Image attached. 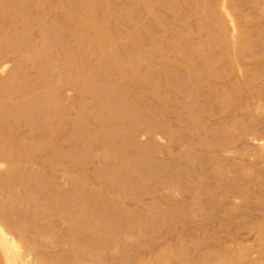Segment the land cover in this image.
Listing matches in <instances>:
<instances>
[{
  "label": "rangeland",
  "instance_id": "374dc122",
  "mask_svg": "<svg viewBox=\"0 0 264 264\" xmlns=\"http://www.w3.org/2000/svg\"><path fill=\"white\" fill-rule=\"evenodd\" d=\"M1 1L0 11L3 10V13H0V50L3 53L0 51V99L2 103L11 104L0 109V122L1 124L5 122L3 124L5 129L1 130V133L7 134L10 143L14 140L20 142L22 147L16 149L7 144V148H11L15 156L40 152L42 155L40 159H43L13 167L12 171L20 169V172L31 173L22 175L18 179L19 182L22 184L25 177L23 183L28 182L27 184L33 186L34 183L38 184L42 189H39L40 194L51 186H61L63 184L61 180L64 179L62 166H57L56 170H53L54 167L50 169L46 164L52 153L51 149L56 146L57 149L61 148L66 152L77 147L75 155L79 157L78 159H81L84 153H88L87 162L83 161L79 166H83L89 172L94 168L93 164H97L98 169L99 167L112 169L113 151L98 146L96 141L99 134L95 133L98 132V127L93 119L98 116L103 119L106 116L104 111L96 109L98 102L91 95L93 94L91 91L97 89L94 86L80 88L71 83L74 77L81 79L86 75L95 82L100 83L102 80V85L106 87L105 89L109 87L110 92L116 93L123 89L125 93L121 100L124 103L121 101L120 105L122 109L128 110L130 115L144 110L151 119L155 118L167 126L166 132L155 131L148 143L149 138L144 134H139L137 140L147 146L144 151L146 157L155 164L159 163L158 165L162 166L165 164L164 167L169 166L176 171V176L171 175L164 180H141L136 178L137 174L132 176L133 180H127L129 182L127 189H130V192L129 190L122 192L114 201L119 202L123 210L132 212L133 223L138 224L140 217L147 218L145 221L156 222V227L145 229L140 236L118 233L122 244H112L116 252L110 257L114 261L111 259L107 262L264 264V0ZM101 35L107 39L104 40ZM5 38L10 40L5 41ZM99 40L101 42L104 40L103 48H108L107 50L111 52L104 60ZM12 41L18 43L14 45ZM35 49L38 53L34 51ZM30 50L33 52L30 53ZM41 56L48 61L43 62ZM113 59L118 61L120 68H124L126 77L121 78L112 67L111 64L115 62ZM37 63L41 64L38 66ZM87 64L92 67L89 68ZM60 65L67 68L61 71L63 67L60 68ZM42 67L47 68V71ZM104 67L107 68L106 72L105 69L100 70ZM93 72L94 75L91 76ZM62 74H65L66 78L71 77L69 81L64 79L65 75ZM103 76L107 78L102 79ZM135 77L143 80L142 84L140 80L138 83L134 82ZM145 79L151 82L147 83ZM32 80L37 81L35 86ZM2 83L5 85L7 83L6 86L10 88ZM39 85L43 86V89ZM30 93L41 99L38 100L36 95ZM16 97L19 100L16 99L18 104L14 99ZM4 98H7L6 101ZM10 109H13V112ZM175 112L181 113L183 117ZM33 115H36V118ZM186 124L189 126L186 127ZM142 128L143 123L135 126V130L140 133ZM44 131L47 132L45 135ZM185 135H188L189 141L183 137ZM108 138L110 139L111 135ZM83 139L85 143L82 142ZM36 143L45 145L38 149ZM80 149L84 151L81 153ZM132 152L133 156L138 154ZM197 152L201 156L196 154ZM198 158L202 162L206 176V181L202 182L200 188L203 189L202 192L209 189L210 193L208 195L201 193L200 198L196 199L177 189L167 191V182L181 187L183 181L179 180V176L181 177L182 173L188 177L187 187L195 189L201 174L198 170L199 166L201 167ZM4 165L5 163H0L2 173L0 176L10 178L13 172L9 166ZM140 168L136 167L133 170L137 173L140 172ZM59 170L62 171L58 172ZM121 172L128 176L125 170ZM85 183L100 191L101 197L105 198L102 188H97L98 183H93L89 179ZM125 183V180L120 181V185ZM98 185L102 186L100 183ZM153 185L159 187L155 189ZM140 188L143 190H139ZM12 192L9 198L17 201L15 207L19 208L14 207L18 210L16 213L23 212L20 211L23 207L25 210L32 206L30 209L33 212L42 209L33 215L34 217L31 216V219L37 223L35 226L41 227V230L59 236L54 237V240L68 241L78 233L74 231L71 236L65 235L58 217L52 218V223L47 221L50 218L45 220L40 217L46 206L40 207L35 204L33 202L36 201L35 197L29 196L28 199L26 194H19L23 191L15 192V189ZM186 204L188 210L185 208ZM11 211L15 214V210ZM147 215H152V219ZM16 218L18 217L14 215L12 218L0 220V240L6 252L0 248V264H38L35 261L38 256L40 258L44 252L53 250L51 243L50 246L40 245L33 253L40 251L37 256L25 255L27 245L34 240L38 241L39 237L33 231L34 226L21 229L15 227ZM28 219L21 217L20 221H29ZM53 222L57 224L53 225ZM2 234H5L6 238L4 236L1 238ZM42 243L45 244V238ZM71 249L64 248L57 250L56 253L71 254ZM109 250L105 249V252H108L106 255L111 253ZM91 262L87 260L82 264ZM48 263L58 264L52 261Z\"/></svg>",
  "mask_w": 264,
  "mask_h": 264
},
{
  "label": "bare ground",
  "instance_id": "6f19581e",
  "mask_svg": "<svg viewBox=\"0 0 264 264\" xmlns=\"http://www.w3.org/2000/svg\"><path fill=\"white\" fill-rule=\"evenodd\" d=\"M0 2H2L0 0ZM11 2V1H10ZM3 4V3H1ZM5 5V3L3 4ZM3 7V6H2ZM6 6H4L3 8L5 9ZM3 10L0 11V13L2 12ZM3 13V12H2ZM5 14V13H4ZM6 15V14H5ZM85 16V15H84ZM1 17V16H0ZM5 17V16H4ZM105 18V17H104ZM4 19V18H3ZM1 20V19H0ZM73 23V22H72ZM106 28V27H105ZM22 30V29H21ZM117 30V29H116ZM74 33V32H73ZM48 34V33H47ZM45 34V35H47ZM43 34H41L42 36ZM6 36V35H5ZM40 36V37H41ZM102 36V35H101ZM2 37V36H1ZM7 37V36H6ZM75 37V36H74ZM101 38H104V35L101 37ZM101 38L99 37V39L101 40ZM4 39V38H3ZM27 39V38H25ZM107 39V38H104V40ZM7 40H10V39H6L5 38V41ZM13 40V39H12ZM15 40V39H14ZM21 40V39H20ZM28 40V39H27ZM99 40V41H100ZM103 40V41H104ZM17 41V40H16ZM24 41V39H23ZM22 41V42H23ZM47 41V40H46ZM102 41V42H103ZM4 42V40H3ZM9 42V41H8ZM13 42V41H12ZM28 42V41H27ZM100 41V50L103 52L102 55V60H104V57L106 58V56H109L111 55V52H109L106 48L104 49L103 47V43ZM14 43V42H13ZM12 43V44H13ZM18 42H16L17 44ZM14 43V45H16ZM22 44V43H21ZM25 44H28V43H25ZM135 44V43H134ZM6 45V44H5ZM9 45H10V42H9ZM24 45V43H23ZM28 45H26L27 47ZM32 46V45H31ZM137 46V45H136ZM14 47V46H13ZM34 47V46H33ZM106 47V46H105ZM1 48V47H0ZM3 48V46H2ZM6 48V46H5ZM15 48V47H14ZM30 49V44H29V47ZM39 48V47H38ZM4 49V48H3ZM71 49V48H70ZM6 50H9V49H6ZM12 50V49H11ZM9 50V51H11ZM41 50V48H40ZM44 50V49H43ZM2 52V50H0ZM31 51V50H30ZM29 51V52H30ZM36 52V49L34 50ZM107 51V52H106ZM33 50L30 52L32 53ZM81 52H85V51H81ZM95 52V51H94ZM3 53V52H2ZM1 53V54H2ZM12 53V52H11ZM15 53V52H13ZM22 53V52H20ZM18 53V54H20ZM27 53V52H26ZM38 53V52H36ZM128 53V52H127ZM7 54V53H6ZM85 54V53H84ZM4 56V54H2ZM22 55V54H21ZM28 55V54H27ZM33 55V54H32ZM1 56V55H0ZM25 56V55H24ZM19 57V56H17ZM26 57V56H25ZM43 57V56H41ZM30 59V55L28 57ZM39 58V57H38ZM22 59V58H21ZM28 59V60H29ZM33 60V57L31 58ZM79 59H80V56H79ZM78 59V60H79ZM112 59V58H111ZM114 59H117V58H114ZM112 60L114 63H112V67L117 70L118 72V75H120V77H126L125 75V72L123 71L122 68L119 67L118 65V61L117 60ZM23 60V59H22ZM35 60V59H34ZM40 60V59H39ZM48 61V59H46ZM43 57V62L46 61ZM98 60V59H97ZM6 61V60H5ZM4 61V62H5ZM46 61V62H47ZM64 61V60H63ZM82 61V59H81ZM80 61V62H81ZM117 61V62H116ZM39 62V61H38ZM42 62V61H41ZM42 62V63H43ZM65 62V61H64ZM63 62V63H64ZM125 62V61H124ZM129 62V61H128ZM111 63V62H109ZM32 64V63H31ZM30 64V65H31ZM34 64V63H33ZM39 63H37L38 65ZM41 64V63H40ZM39 64V65H40ZM48 64V63H47ZM90 64V63H89ZM114 64V65H113ZM132 64V63H131ZM30 65H26V66H30ZM38 65V66H39ZM51 65V63L49 64V66ZM82 65V63L80 64ZM88 65V64H87ZM25 66V67H26ZM46 66V64H45ZM89 66V65H88ZM107 66H109L107 64ZM31 67V66H30ZM35 67V66H34ZM41 67V66H40ZM38 67V68H40ZM48 67V65H47ZM51 67V66H50ZM60 68L63 67V68H59L61 71H63L66 67L63 66H59ZM92 67L89 66V68ZM16 68V67H15ZM33 68V66H32ZM43 68V67H42ZM49 68V67H48ZM89 68L87 67V70H89ZM109 68V67H108ZM43 69H46L47 71V68H43ZM81 69V68H80ZM105 69V72L107 70V68H102L100 69L101 71ZM202 69V68H201ZM40 70V69H39ZM69 70V69H68ZM86 70V71H87ZM37 71V70H36ZM43 71V70H42ZM45 71L46 73V76H47V72ZM60 71V72H61ZM49 74H50V70L48 71ZM71 72V71H70ZM108 72V71H107ZM177 72V71H176ZM44 73V72H42ZM58 73V72H57ZM75 71H74V76H75ZM88 73V72H87ZM92 73V72H91ZM90 73V74H91ZM104 73V72H103ZM109 73V72H108ZM114 73V72H113ZM149 73V72H148ZM60 74V73H59ZM79 74V72H78ZM77 74V75H78ZM61 75V74H60ZM62 75H65V74H62ZM80 75V74H79ZM94 75V72L93 74H91V76ZM128 75V74H127ZM147 76V74H145ZM13 76V75H12ZM49 76V75H48ZM47 76V77H48ZM140 79H142V74L140 75ZM150 76H152V74H150ZM40 77V76H39ZM59 77V76H57ZM61 77V76H60ZM59 77V78H60ZM64 77V76H62ZM61 77V78H62ZM145 77V76H144ZM8 78V77H7ZM31 78V77H30ZM29 78V79H30ZM41 78V77H40ZM71 78V77H69ZM69 78H66V75H65V78L64 79H68L69 81ZM74 81L71 80V83L74 84L75 86H80V88H84L83 86H88V87H95L97 89V91H91L93 94V97L96 98L97 102H98V107L96 106V109L99 110V111H104V113L106 114V116L104 117V115H102V117H104L103 119L102 118H94L93 121L95 122V125L98 127V132H95L93 130V132L99 134V138H97V143H98V146H103V147H106L108 148L110 151H113V155H112V169L110 170V168H105V167H99L98 169V166L97 164H93L94 165V168H92V170L87 171L83 166H79V163L83 162V161H86L87 158L89 157L88 156V153H84L82 158L81 159H78L76 157V151H78L76 148H71L70 151H65V150H59L57 149V146L56 148H53L51 149V153L50 156H49V159L47 160L48 162H46L47 166H49L50 169H52L53 167V170L55 169L56 170V167L57 166H62V169L64 170L63 173H64V176H63V180H61V182L63 184H61V186H54V187H50V188H46L45 189V192L43 191L41 194L39 193V189L40 187L38 186V184L36 185L34 183V186L32 184H27V183H23L25 181V177H24V181L22 182V184L19 182V178L22 177V175H29L31 173H28L25 172V171H19L20 169H17L15 171H12L13 170V167H17V165H20L22 163H27L28 162H33V161H40V160H43V159H40L42 158V155L41 153H36V154H27V155H24V156H15L11 150V148H7V144L13 148H19L21 146L20 142L18 140H14L10 143V139L9 137H7L6 135H4V133H1V130L5 129V126H3V124H1L0 122V163H5L4 167L5 166H9L10 169H11V172H13L12 176L10 178H7V177H2L0 176V220H3V219H6V217H13L14 215L18 218H16V224H15V227L21 229V228H26L27 226H34L35 229H33V231H35V234L37 233L38 237H39V240L36 241L38 243L35 242V240L32 242V243H29V245H27V249H26V254L25 255H31V256H37L38 253L40 251L37 250L38 253L36 254H33L34 252H36V249H38V247L41 245H45V246H50L49 243H51V246H52V251L48 250L46 252H44V255L40 258L39 256L37 257V259H35V261L38 262V264H49L48 262L52 261L53 263L57 262L58 264H82V262L84 261H92L91 264H112L110 262H107V261H110L112 259V255L115 254V250L112 248V244H122L121 242V238L119 237L118 233L120 232H125L126 235H129V234H137L138 236H140V234L145 230V229H152V228H155L156 227V222H153V221H148L146 222L145 220H147V218H142L141 217L139 218L138 220V224L137 223H133L134 221H132V212L129 211V210H123V208L120 206L121 204H119V202H116L114 201L115 197L117 196H121L122 192L125 193V191H128L130 192V189H127L128 188V184L129 182H127V180H133L131 179L133 175L137 174L136 175V178L138 179H141V180H149V179H155V180H160V179H167L168 177H170L171 175L173 176H176V171L175 169H171V167H164L165 164L162 166V165H158L159 163H154V161L150 160L148 157H146L144 155V151H146V145L141 144L138 140H137V136L139 134H144L146 135L149 139L147 140V143L151 140L150 137L152 138V134L156 131V132H166V127L165 125L162 124V122H158L157 119L155 118H150L144 110H140V111H137L135 112L134 114H129L128 110L126 109H122L120 103H121V99H123V89L120 91H117L118 92H113V91H109V87L108 89H105L104 88V85H102L103 81L101 80L100 83L99 82H95V80H93L91 77L87 76L86 77H82L80 80L79 79H76V77H74ZM102 79H105L107 78V76H103L101 77ZM147 78V77H146ZM11 79V78H10ZM28 79V78H27ZM35 79V78H34ZM138 77L134 79V82H137L140 80ZM149 79V77H148ZM3 80V79H2ZM38 80V79H37ZM43 80V79H41ZM45 80V79H44ZM62 80V79H61ZM98 80H99V77H98ZM114 80V79H112ZM116 80V79H115ZM133 80V79H132ZM181 80V79H180ZM5 81V79H4ZM7 81V79H6ZM33 81V80H32ZM40 81V79H39ZM47 81V80H46ZM51 81V80H50ZM57 81V80H56ZM127 81V80H126ZM141 81V80H140ZM143 81V80H142ZM142 81H141V84H142ZM145 82H151L150 80H144ZM37 81H33V85L35 86V83ZM52 82V81H51ZM63 82V81H62ZM116 82V81H115ZM114 82V83H115ZM147 82V83H148ZM183 82V81H182ZM1 83V81H0ZM4 83V82H3ZM2 83V84H3ZM24 83V82H23ZM32 83V82H31ZM39 83V82H38ZM47 83H50V82H47ZM55 83V82H53ZM59 83V82H58ZM106 83V81L104 82V84ZM110 83V82H109ZM44 84V82H43ZM51 84V83H50ZM112 84V83H110ZM5 87H8L6 86L5 84H3ZM10 85V83H9ZM32 85V84H31ZM30 85V86H31ZM49 85V84H48ZM54 86L58 85V84H53ZM115 85V84H114ZM15 86V85H13ZM41 87V85H39ZM153 86V85H152ZM22 87V86H21ZM43 87V86H42ZM41 87V88H42ZM46 87V86H45ZM57 87H60V86H57ZM72 87V86H70ZM10 88V87H8ZM7 88V89H8ZM18 88V87H17ZM20 88V87H19ZM50 88V87H49ZM48 88V90H50ZM112 88V87H110ZM142 88V87H141ZM40 89V88H39ZM43 89V88H42ZM76 89V88H75ZM15 90V89H14ZM21 90V89H20ZM36 90V88H35ZM44 91V90H43ZM51 91V90H50ZM77 91V90H76ZM116 91V89H115ZM152 91V90H151ZM23 92V91H22ZM27 92V91H26ZM34 92V91H33ZM20 93V92H19ZM25 94V93H24ZM27 94V93H26ZM30 94H33V93H30ZM46 94V93H45ZM9 95V94H8ZM34 95V94H33ZM36 95V94H35ZM34 95V96H35ZM44 95V93H43ZM56 95V94H55ZM58 95V94H57ZM4 96V95H2ZM10 96V95H9ZM14 96V95H13ZM17 96V95H16ZM37 96V95H36ZM45 96V95H44ZM6 97V96H5ZM25 97V95H24ZM38 97V100L41 99ZM46 97V96H45ZM43 97V98H45ZM59 98V97H58ZM3 99V98H2ZM5 99V98H4ZM7 99V98H6ZM5 99V101H6ZM15 100L18 98H14ZM22 99V97H21ZM20 99V101H22ZM50 99V98H49ZM9 100V99H8ZM16 100V101H17ZM25 100V99H24ZM27 100V98H26ZM53 100V99H52ZM82 99H80L81 101ZM10 101V100H9ZM19 101V100H18ZM18 101L16 102L18 104ZM79 101V100H78ZM86 101V100H85ZM88 101V100H87ZM90 101V100H89ZM130 101V100H129ZM11 102V101H10ZM13 102V101H12ZM82 102V101H81ZM124 103V101H122ZM24 103V102H23ZM85 103V102H84ZM10 103L8 102L7 103H2L1 99H0V109L3 108V107H8V106H11V104L9 105ZM14 105V104H12ZM26 104H24L25 106ZM34 105V104H33ZM37 104H35V107H36ZM39 105V104H38ZM43 105V104H41ZM80 105V104H79ZM83 105V104H82ZM27 106V105H26ZM25 106V107H26ZM84 106V105H83ZM127 106V105H126ZM125 106V107H126ZM13 107V106H12ZM34 107V106H33ZM48 107V106H47ZM79 107V106H78ZM129 107H131L129 105ZM22 108V106H21ZM30 109V107H28ZM132 108V107H131ZM14 109V108H13ZM12 109V110H13ZM37 109V108H35ZM41 109V107H40ZM44 109V107H43ZM2 110V109H1ZM11 110V109H10ZM11 110V111H12ZM17 109H15L14 111L16 112ZM39 110V109H38ZM49 111H51L50 109H48ZM56 110H59V109H56ZM198 110V109H197ZM25 110H23L24 112ZM27 111V110H26ZM25 111V112H26ZM44 111H47V110H44ZM193 111V110H192ZM13 112V111H12ZM22 112V111H21ZM30 112V110H29ZM37 112V111H36ZM39 112V111H38ZM37 112V113H38ZM53 112V111H52ZM59 112H61L59 110ZM32 113V112H30ZM50 113V112H49ZM175 113H178V112H175ZM1 114V113H0ZM6 114V113H5ZM9 115L11 113H8ZM20 114V113H18ZM47 114V113H46ZM179 114V113H178ZM181 114V113H180ZM179 114V116H180ZM185 114V113H184ZM12 115V114H11ZM14 115V114H13ZM20 115H23V114H20ZM26 115V114H24ZM28 115V114H27ZM64 115V114H63ZM97 116V114H95ZM34 117L36 115H33ZM45 116V115H44ZM56 116V115H55ZM92 116V115H91ZM9 117V116H8ZM16 117V116H14ZM50 117V116H49ZM57 117V116H56ZM180 117H183L182 114ZM18 118V117H17ZM36 118V117H35ZM42 118V116H41ZM47 118V117H46ZM59 118V117H58ZM11 119H15V118H11ZM31 119V118H30ZM55 119V118H54ZM1 120V119H0ZM17 120V119H15ZM38 120V118H37ZM36 120V121H37ZM44 120V119H43ZM4 121V120H2ZM13 120H11L12 122ZM18 121V120H17ZM34 121V120H33ZM40 121V120H39ZM42 121V120H41ZM84 121V120H83ZM186 121V120H185ZM16 122V121H15ZM25 122V121H24ZM23 122V123H24ZM49 122V121H48ZM126 122V123H124ZM187 122V121H186ZM22 123V124H23ZM36 123V122H34ZM43 123V121H42ZM50 123V122H49ZM140 123H143L144 125V128H142L143 130L140 132L136 131L135 130V126L137 124H140ZM179 123V122H178ZM185 123V122H184ZM187 123H190V122H187ZM7 124V123H6ZM32 124V123H31ZM30 124V125H31ZM48 124V123H46ZM87 124H90V123H87ZM201 124V123H200ZM8 125V124H7ZM72 125V124H71ZM18 126V125H17ZM61 126V125H60ZM80 126V125H79ZM77 125V127H79ZM82 126V125H81ZM189 125L186 124V127H188ZM13 127V126H11ZM49 127V126H48ZM59 127V126H58ZM76 127V126H75ZM76 127V128H77ZM85 127V125H84ZM7 128V127H6ZM32 129H34L32 127ZM30 129V130H32ZM49 129V128H48ZM51 129V128H50ZM85 129V128H84ZM96 129V127H95ZM169 129V128H168ZM185 129V128H183ZM187 129V128H186ZM39 130V129H38ZM42 130V129H41ZM57 130V129H56ZM171 130V128L169 129ZM26 131V130H25ZM27 132V131H26ZM36 132V131H35ZM70 132V131H69ZM73 132V131H72ZM80 132V131H79ZM83 132V131H82ZM22 133V132H21ZM45 132L44 131V135H45ZM43 134V133H42ZM89 133H86V135H88ZM38 135V134H37ZM77 135V134H76ZM109 135H111V138L109 139ZM164 135V134H163ZM21 136V135H20ZM206 136V135H205ZM208 136V135H207ZM38 137V136H37ZM68 137V136H67ZM69 137H72V136H69ZM91 137V136H89ZM88 137V138H89ZM184 138H187V140L189 141L188 139V135H185L183 136ZM197 137V136H196ZM204 137V136H203ZM62 138V137H60ZM59 138V140H60ZM85 138V137H84ZM87 138V137H86ZM87 138V139H88ZM202 138V137H201ZM27 139V138H26ZM50 139V138H49ZM74 139L77 140V137H75ZM86 139V140H87ZM96 139V138H95ZM147 139V138H146ZM198 139V138H197ZM9 140V141H8ZM58 140V141H59ZM84 140V139H83ZM190 140H193V139H190ZM205 140V138H204ZM90 141V139L88 140ZM198 141V140H197ZM203 141V139H202ZM31 142V141H30ZM85 143V140L82 141ZM192 142V141H191ZM204 142V141H203ZM88 143V142H87ZM86 143V144H87ZM201 144V143H200ZM34 145V144H33ZM45 144H39V143H36V147L39 149V147L43 148ZM73 145V144H72ZM149 145H151L149 143ZM202 145V144H201ZM8 146V147H9ZM54 146V147H55ZM68 146V145H67ZM66 146V147H67ZM22 147V146H21ZM25 147V146H24ZM72 147V146H71ZM90 147V146H89ZM149 147V146H148ZM63 148V147H62ZM70 148V147H69ZM80 148V147H79ZM99 148V147H98ZM102 148V147H101ZM68 149V148H67ZM83 149V148H82ZM247 149V148H246ZM58 150V151H57ZM87 150V149H85ZM98 150V149H96ZM38 151V150H37ZM80 152L81 151H84V150H79ZM132 151H135L134 153H138L136 154L135 156L132 155ZM86 152V151H85ZM151 152V151H150ZM48 153V155H49ZM82 153V152H81ZM105 153V152H104ZM196 154H199V152H197ZM202 154V153H201ZM47 155V154H45ZM111 155V154H109ZM200 155V154H199ZM197 155V156H199ZM208 155V154H207ZM91 156V155H90ZM201 156V155H200ZM199 156V157H200ZM195 157V155H194ZM205 157V156H204ZM208 157H210L208 155ZM223 157V156H222ZM48 158V157H47ZM169 159V158H168ZM167 159V163H168V160ZM174 159V157H173ZM200 160V158H198ZM203 159V158H202ZM216 159V158H215ZM220 159V158H219ZM44 160H45V157H44ZM175 160V159H174ZM198 160V161H199ZM211 160V159H210ZM204 161V159H203ZM87 162V161H86ZM166 163V162H165ZM170 163V162H169ZM201 163V167L199 166V171L201 172L200 174V178L199 180H197L198 184L197 186L195 187V189L191 188V187H187V184L186 182H188L189 180H187L188 177H185L186 175H183L182 173V176L180 177L179 176V180L180 181H183L181 187L176 184H171L170 182H167V187H166V190L171 192L172 190H175L177 189V191L179 192H183L184 194H190L192 195L193 197H195L196 199L200 198V194L201 193H204L205 195H208L210 193L209 189L207 190H204L200 188V185L202 184V182L204 183L206 180V176H205V173H204V168L202 166V162L200 160ZM38 164V163H37ZM41 164V163H39ZM43 165L44 167L46 166ZM36 165V164H35ZM92 165V166H93ZM170 165V164H168ZM25 166V165H24ZM96 166V167H95ZM100 166V165H99ZM23 167V166H22ZM43 167V168H44ZM139 168L141 167L139 170L140 172H137L133 170V168ZM90 168V169H91ZM131 168V169H130ZM142 169V170H141ZM181 169V168H180ZM58 170V169H57ZM121 170H125L128 174V176H124L126 173H123L121 172ZM138 170V171H139ZM173 170V171H172ZM178 170V169H176ZM186 170V169H185ZM52 170H50L51 172ZM62 170H59L58 172H60ZM113 171V172H112ZM182 171V170H181ZM10 172V173H11ZM31 172V171H29ZM36 172V171H35ZM178 172V171H177ZM8 173V172H7ZM9 173V174H10ZM2 174V173H0ZM35 173H33L34 175ZM179 174V173H178ZM42 175H40L41 177ZM44 176V175H43ZM50 176V175H49ZM48 176V177H49ZM193 176V175H192ZM38 177V176H37ZM47 177V178H48ZM61 177V176H60ZM27 178H29L27 176ZM33 178V177H31ZM45 178V177H44ZM193 178V177H191ZM36 179V178H34ZM39 179V177L37 178ZM46 179V178H45ZM44 179V180H45ZM57 180V178H54ZM89 179L91 180V182L93 183H100L102 184V186L100 187L98 184H97V188L98 189H101L103 190V193L105 196V198L111 200L110 202L107 201V199H105L104 197H101V193L100 191L98 192L97 190H95V188L93 186H89V185H86L85 181ZM50 180H52L50 178ZM121 180H125V184H127V186L125 184H122L120 185V181ZM21 181V180H20ZM31 181V180H30ZM43 181V180H41ZM40 181V182H41ZM46 181V180H45ZM47 181H49V178L47 179ZM53 181V180H52ZM160 182V181H159ZM33 183V181L31 182ZM39 183V182H38ZM135 183V182H134ZM161 183H162V180H161ZM44 184V183H43ZM42 184V185H43ZM46 184V183H45ZM50 184V183H49ZM132 184V182H131ZM186 184V185H185ZM48 185V184H47ZM52 185V184H50ZM116 185V186H115ZM136 185V183L134 184ZM138 186V185H137ZM142 186V185H141ZM152 186V185H151ZM154 186V185H153ZM157 188L159 187L158 185H156ZM44 187V186H43ZM145 186H143L144 188ZM155 187V186H154ZM153 188H150V189H154ZM146 187V189H148ZM155 187V189H157ZM15 189V192L16 191H23V193H19L21 195L23 194H26L28 196V199L29 196H33V198L35 197L36 201L33 200V202H35V204L39 205L40 207L41 206H46V210L44 212H41L40 214V217L45 219L46 218H50V220L47 219V221L49 223H52L51 222V219L52 218H56L58 217L59 218V223L62 224V226L64 227V229H62V232L65 234V235H69L71 236L70 234H72L74 231L78 232L77 234H74L75 236L72 237V239H69L68 241H60V240H54L55 238H57V236L53 235L50 231H45L44 229L41 230V227L39 228L38 226H35L37 225L36 222H34L33 219H31L32 217H34L33 215H35L36 213L42 211V209L38 212H33V210H31L30 208H26L25 210H23V208H21L22 210L20 211H23L21 213H16L18 210L17 207H15V204L17 203L16 200H13L11 198H9V194L13 193L12 190ZM135 189V188H134ZM142 188H140L139 190H141ZM149 189V191H150ZM42 190V189H40ZM143 190V189H142ZM223 190V189H222ZM225 190V189H224ZM229 190V189H228ZM136 191V190H135ZM232 191V190H231ZM16 194V193H15ZM136 194V193H135ZM128 195V194H127ZM221 195V194H220ZM16 196V195H15ZM20 196V195H19ZM103 196V195H102ZM12 197V196H11ZM27 199V200H28ZM26 200V201H27ZM32 200V199H31ZM187 201V200H186ZM148 202V201H147ZM185 202V201H184ZM186 203V202H185ZM150 205V203H149ZM184 205V204H183ZM18 206V205H17ZM17 209H15V208ZM182 207V206H181ZM184 207V206H183ZM14 208V209H13ZM185 208L188 210V207H187V204L185 206ZM39 209V208H38ZM212 209V208H211ZM11 210H15V214L14 212H12ZM134 210V209H133ZM214 210V209H213ZM19 211V212H20ZM147 211V210H146ZM142 212V211H141ZM145 212V211H144ZM143 212V213H144ZM140 213V212H139ZM142 213V214H143ZM138 215V214H136ZM141 215V214H140ZM173 215V213H172ZM175 215V214H174ZM32 216V217H31ZM148 216V215H147ZM152 216V215H151ZM151 216H148V218L150 217L152 219ZM178 216V215H177ZM29 218L28 220L29 221H23L21 222L20 221V218ZM38 217V215H37ZM39 217V218H40ZM137 217V216H136ZM142 217H144V215H142ZM181 217V216H180ZM214 217V216H213ZM153 218L155 219V216H153ZM226 218V217H225ZM35 219V218H34ZM134 219V218H133ZM153 219V220H154ZM135 220V219H134ZM158 220V219H156ZM172 220V219H171ZM37 221V220H36ZM46 221V222H47ZM56 221V220H54ZM137 222V221H136ZM45 223V222H44ZM46 224V223H45ZM57 223H54L53 222V225H56ZM13 226V225H12ZM44 226V224H43ZM168 227V226H167ZM4 233V232H3ZM6 234V233H5ZM5 234H2V237L4 236V238H6V235ZM63 234V235H64ZM27 236V235H26ZM55 237V238H54ZM59 237V236H58ZM45 238V244L42 243L43 239ZM54 238V239H53ZM37 240V238H36ZM42 240V241H41ZM49 240V241H48ZM10 241V240H9ZM48 241V242H47ZM140 241V240H139ZM11 244V243H10ZM113 244V245H114ZM137 244V243H136ZM0 248H1V251H4L5 252V249L3 248L2 246V240H0ZM64 248H72L70 250L71 254L70 253H67V254H60V253H56V251L58 250H63ZM105 249H110L109 252L110 254L106 255L105 253H108V252H105ZM117 249V248H116ZM15 252V251H14ZM54 252V254H53ZM120 252V251H119ZM6 253V252H5ZM14 254V253H13ZM16 256V255H15ZM108 256V257H107ZM30 257V256H29ZM47 258L48 260L46 261ZM50 260V261H49ZM112 261H114V259H112Z\"/></svg>",
  "mask_w": 264,
  "mask_h": 264
}]
</instances>
